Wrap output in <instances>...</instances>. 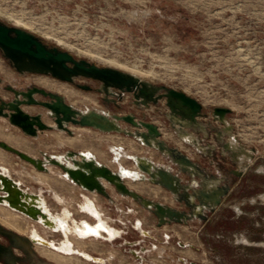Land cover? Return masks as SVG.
Returning <instances> with one entry per match:
<instances>
[{
    "label": "rangeland",
    "instance_id": "rangeland-1",
    "mask_svg": "<svg viewBox=\"0 0 264 264\" xmlns=\"http://www.w3.org/2000/svg\"><path fill=\"white\" fill-rule=\"evenodd\" d=\"M0 18L10 24L17 23L78 57L101 65L122 64L119 68L137 69L139 74H136L146 79L184 89L203 103L208 117L201 119L211 120L214 125L220 122L212 119L213 106L231 107L227 118L239 141L248 148H255L253 157L234 164L229 160V153L221 152L227 166L243 164L245 167L242 174L232 179V189L213 213L220 225L225 218H231L233 224L202 227L199 217L160 226L153 211L118 192L106 180L111 198L84 189L69 179L59 165L48 162L47 167L52 168L41 170L0 146V165H5L14 178L21 179L24 188L41 191L46 205L49 204L56 214L64 215L61 217L68 222L67 229L64 228L67 237L61 239L60 232L3 204L0 221L4 225L21 232L38 230L49 240L61 239L60 251L44 244L36 245L39 253L61 264H195L191 261L198 264H264V0H0ZM0 76L4 78L0 82V95L6 99L11 92L5 84L36 83L63 93L80 108L97 107L120 113L133 111L138 116L151 118L162 127L163 136L170 143L179 144L207 171L217 169L210 163L213 155L204 160L208 155L198 152L173 131L165 115L164 99L148 107H139L129 92L121 106L108 105L101 98L102 92L79 87L51 74H16L2 55ZM25 108L31 112L42 111L44 119L53 122L45 107L27 105ZM70 125L72 134L54 127L41 130L39 135H30L0 116V138L33 155L43 157L46 151L68 162H71L65 157L68 149L82 150L113 169H120L129 185L143 194L173 205L180 204L169 189L162 186L154 189L150 180L136 179L143 173L131 158L135 154L150 155L175 171L179 170L157 149L121 131ZM195 134L202 136V132ZM214 135L215 130L211 129L212 142L216 143L214 153H217L222 150ZM181 175L188 181L185 173ZM85 210L96 219L103 218L116 234L121 229L115 226L122 227V235L111 241L81 233L85 218H80L90 216ZM136 225L149 233H142ZM115 233H104V237L111 239ZM219 233H224L222 240H219ZM205 238L207 244L203 243ZM179 241L186 244L180 245ZM76 246L101 255L105 260L97 262L78 253H69Z\"/></svg>",
    "mask_w": 264,
    "mask_h": 264
},
{
    "label": "water",
    "instance_id": "water-1",
    "mask_svg": "<svg viewBox=\"0 0 264 264\" xmlns=\"http://www.w3.org/2000/svg\"><path fill=\"white\" fill-rule=\"evenodd\" d=\"M0 51L11 66L21 73L51 74L85 89L92 88L91 84L76 81L77 77L85 76L97 79L100 81V85L96 89L102 92L103 99L105 101L112 100L117 106L122 105L126 92L133 94V101L139 107H148L152 103L157 104L161 99H164L167 106L165 115L168 117L173 131L197 150L205 155H212L213 150L201 143V140L202 137L211 136V129H214V138L220 143L221 152L229 153L234 163L237 161L242 163L247 157L254 156L255 148L246 147L239 141L233 130V125L227 118V114L231 111L229 106H213L212 119L220 122V125H214L211 120L201 119L208 117L203 103L184 89L151 81L117 66L101 65L86 57H78L68 49L47 42L41 35L22 26L10 24L1 18ZM3 80L4 78L0 76V82ZM5 88L12 90L14 96L6 99L0 95V116L6 117L27 134L37 135L41 130L54 127L64 129L72 134L71 123L91 126L103 131H121L135 137L146 146L157 149L161 155L176 164L179 168L178 171H175L170 165L156 163L148 155L135 154V157H131L143 173L141 178L136 179L148 178L169 189L174 193L175 199L184 201L189 206L188 211L167 201L143 194L129 185L120 169H113L94 155L89 156L82 150L68 149L65 152V157L71 160L68 162L57 157V154L46 151H43V157L33 155L0 138V146L30 161L38 169L47 170L48 162L59 165L68 178L81 187L97 191L111 198L112 195L105 183L107 180L118 192L131 196L153 211L158 217L157 224L160 226L171 222H187L195 217H199L201 220L206 219L210 211H215L222 204L225 196L231 190L229 182L220 184L218 181L223 179L221 176L207 171L180 145L170 143L165 139L161 126L154 120L138 116L133 111L120 113L97 107L80 108L68 101L63 93L36 83L27 88H17L14 84L7 83ZM37 94L47 96L49 99L39 98ZM27 105L45 107L53 122H47L42 111H29L25 108ZM122 122L130 124L133 128L123 125ZM195 132H202V136L196 135ZM227 135L229 138L225 139ZM212 145V147H216V143ZM244 171L243 164L234 169L236 174H242ZM181 173L189 176L188 181H184ZM195 181L199 185L194 186ZM30 197H39V192L24 188L12 175L2 171L0 165V202L6 203L34 219H39L40 215L47 217L46 211L41 209L35 201H29ZM0 233L9 236L17 234L13 228L5 226L2 222H0ZM32 238L40 242L45 240L47 245L55 247L54 244H50L54 240L42 239V237L33 234ZM1 249L2 244L0 243V252ZM182 259L185 260L184 257ZM191 262L198 264L195 261Z\"/></svg>",
    "mask_w": 264,
    "mask_h": 264
},
{
    "label": "flooded vegetation",
    "instance_id": "flooded-vegetation-1",
    "mask_svg": "<svg viewBox=\"0 0 264 264\" xmlns=\"http://www.w3.org/2000/svg\"><path fill=\"white\" fill-rule=\"evenodd\" d=\"M0 55L1 54V51H0ZM3 57V55H2ZM4 61L8 64L9 61L8 59H6L5 57H3ZM11 65V64H10ZM11 68L13 69V71L16 73V74H20V75H23V73H21L19 70H17L15 67L11 66ZM24 73H28V72H24ZM76 81H79V82H85V83H89L91 84L92 88H90L89 90H97L96 87H98L100 85V81L97 80V79H94V78H90V77H85V76H80V77H77L76 78ZM15 85V84H14ZM30 84H26V85H15L17 88H27ZM5 86V85H4ZM9 90V89H8ZM98 91V90H97ZM11 92V95L10 97H8L7 99L9 98H12L14 96V92L12 90H10ZM129 92H126L125 94H127ZM38 95H41L43 99H49V97L47 96H43L42 94H37ZM101 98L104 102L108 103V105H114V106H117L114 101L112 100H109V101H105L103 99V95L101 94ZM162 128V127H161ZM204 142V143H203ZM201 143L203 144H206V147H209L210 149L213 150L212 152V155L213 157L211 158L210 160V163L211 164H215V166H217V169L213 172L219 176H221L223 179L222 180H219L218 182L220 184H223V183H227L229 182L231 184V189H232V179L236 178L238 175L240 174H236L234 172V169L236 167L234 166H227L226 165V158H224V156L221 154V151L220 152H217V153H214L216 150V147H212L213 145V142H212V137L209 136V137H206V138H203L202 137V140H201ZM177 144V143H176ZM183 149V148H182ZM185 150V149H183ZM197 150V149H196ZM218 150V149H217ZM186 151V150H185ZM198 152L202 153L201 151L198 150ZM189 153V152H188ZM190 154V153H189ZM204 155V153H202ZM211 155V156H212ZM193 157V156H192ZM203 157V156H202ZM194 158V157H193ZM204 160L206 158H209V155L208 157H203ZM229 160L234 164V162L232 161V158L230 157ZM212 172V171H210ZM186 175V174H185ZM188 176V175H187ZM189 177V176H188ZM225 178H229L227 180H225ZM197 179L201 180L199 177H197ZM199 184L196 183V181L194 182V186H197ZM85 189V188H84ZM88 190V189H86ZM91 191V190H90ZM173 197H174V193H172ZM82 199V198H81ZM81 201V200H80ZM80 201H79V206H80ZM180 204L179 205H176L180 208H184L186 209L187 211L190 209L189 206H187L185 204L184 201H178ZM64 204V203H63ZM64 206V205H63ZM220 206V205H219ZM218 206V208H219ZM63 208V207H62ZM62 210V209H61ZM59 210V211H61ZM86 211V210H85ZM216 211V210H215ZM215 211H210V214L208 215V217L206 219H202V227H213V225L215 224H219V226H225V225H231L233 224V221L231 220V218H225L223 219V223L222 225H220L221 223L217 222L216 221V218L213 217V213ZM56 212V211H54ZM72 214L74 213V211H72ZM88 212V211H86ZM104 212V211H103ZM88 214L90 215L89 217H81L80 219L82 218H85V219H88L89 221H93L95 222L96 221V218L95 216H93L92 214H90L88 212ZM155 214V213H154ZM27 215V214H26ZM28 217H30L29 215H27ZM156 218H157V221H158V217L157 215L155 214ZM77 218V217H76ZM196 218V217H195ZM194 219V218H193ZM189 220H192V219H189ZM188 220V221H189ZM187 221V222H188ZM1 222V221H0ZM111 222V221H110ZM172 223V222H171ZM112 224V223H111ZM113 226H115L114 224H112ZM7 226V225H5ZM8 227V226H7ZM116 228L118 229H121V232L119 234H116L114 237H112L111 239L106 237V239H109L111 241H113L115 238L119 237L122 235L124 229L122 227H119V226H115ZM136 227H138L136 225ZM12 228V227H10ZM139 228V227H138ZM145 229V228H144ZM15 230V229H14ZM54 230V229H53ZM139 230L141 231V229L139 228ZM146 230V229H145ZM16 235H13V236H9L7 234H4V233H0V243L2 244V249H1V254H0V264H61L49 257H47L46 255H43L42 253H39L38 249L36 248V245L37 244H40L42 242L40 241H37V240H34L32 238V233L31 232H21V231H17ZM58 232H60V234L62 235L61 239L64 238V235L62 233V231L59 229V230H56ZM142 232V231H141ZM143 233V232H142ZM218 237H219V240H222L224 236V233H219L218 234ZM105 238V237H103ZM60 239V240H61ZM60 240L56 241L57 243L60 244ZM182 242V243H181ZM180 245H185L186 243L183 242V241H179L178 242ZM205 244H207V238H205V242H203ZM50 247V246H49ZM53 248V247H52ZM197 249H200L199 247H196ZM55 249V248H54ZM58 250V249H56ZM60 251V250H59ZM63 252V251H62ZM182 259V258H181ZM184 260V259H182Z\"/></svg>",
    "mask_w": 264,
    "mask_h": 264
},
{
    "label": "bare ground",
    "instance_id": "bare-ground-1",
    "mask_svg": "<svg viewBox=\"0 0 264 264\" xmlns=\"http://www.w3.org/2000/svg\"><path fill=\"white\" fill-rule=\"evenodd\" d=\"M17 24V23H16ZM113 62V61H112ZM111 65H114V66H117V67H123V66H121V65H119V64H111ZM123 65H125V64H123ZM137 69H135V70H130V71H132V72H134V73H138L139 74V72H137L136 71ZM47 111V110H46ZM40 132V131H39ZM109 132V131H108ZM38 135H39V133H38ZM124 156V155H123ZM122 157V156H121ZM50 165V164H49ZM2 166V171H4L5 173H8V174H10V175H12L10 172H8L7 170H6V166L5 165H1ZM5 166V167H4ZM49 167V166H48ZM52 168V167H51ZM50 167H49V169H51ZM141 171V170H140ZM40 177V176H39ZM125 178V177H124ZM20 184H22V181H21V179H17V178H15ZM37 179H38V176H37ZM40 179V178H39ZM42 180V179H41ZM107 181V180H106ZM108 182V181H107ZM107 185V184H106ZM131 186V185H130ZM133 186V185H132ZM84 193V192H83ZM86 193V192H85ZM84 196V195H83ZM93 196V195H92ZM94 197V196H93ZM88 198V197H87ZM90 198H91V196H90ZM89 198V199H90ZM93 198H91V200H92ZM35 201L37 204H38V206H40L41 207V209H43L44 211H46V213H47V217H43L42 215H40L39 216V219H36V221L37 222H40V223H42L43 225H45V226H47V227H49V228H51V229H54V230H61L62 231V233H63V235L65 236V237H67V235H66V233H65V229H67V228H65V226L66 225H68L67 223V220H64L63 218V216L60 214V215H58V214H56V212H54L52 209H51V207L49 206V204L48 205H46V202H45V199H44V197H43V195H42V192L40 191L39 192V197H36V198H32V197H30L29 198V201ZM90 200V201H91ZM96 200V199H95ZM84 201V200H83ZM87 201V200H86ZM89 201V200H88ZM65 202H66V200H65ZM97 203V202H96ZM7 205L6 203H3V202H0V210L3 208V206L2 205ZM81 205H82V203H81ZM83 205H84V203H83ZM97 205V204H96ZM95 205V206H96ZM9 206V205H8ZM10 207V206H9ZM94 207V206H93ZM99 207V206H98ZM12 208V207H11ZM95 208V207H94ZM101 208V207H100ZM12 209H14V208H12ZM83 209V208H82ZM15 210H17V209H15ZM84 210V209H83ZM102 210V209H101ZM19 211V210H18ZM98 211H99V209H98ZM12 212H14V211H12ZM21 212V211H20ZM64 212V211H63ZM90 212V211H89ZM101 212V211H100ZM99 212V213H100ZM14 213H16L17 214V212H14ZM23 213V212H22ZM65 213V212H64ZM25 214V213H24ZM66 214V213H65ZM68 214V213H67ZM103 214V213H102ZM101 214V215H102ZM100 215V216H101ZM104 215V214H103ZM63 218H62V217ZM68 216V215H67ZM70 216V215H69ZM95 216V215H94ZM108 217V216H107ZM68 218H70V217H65V219H68ZM74 218V217H73ZM97 218V217H96ZM105 218V217H104ZM77 219V218H76ZM76 219H75V221H76ZM83 219V218H82ZM70 220V219H69ZM110 220V219H109ZM81 221V220H80ZM83 221V223H84V225L83 226H85L84 227V230H81V233H83V234H86V235H88V234H91V235H94V236H98V237H104L105 235H104V233H108V232H111V234H113V233H115V231L113 230V229H110V227H108L107 226V224L103 221V218H102V220L101 219H96V221H95V223L93 224V223H90V222H88V220L87 219H83L82 220ZM107 221V220H106ZM139 221V220H138ZM72 222V221H71ZM79 222V221H78ZM74 223H76V222H74ZM80 223H82V222H80ZM58 224H60V227L58 228L57 226H58ZM71 225L72 224H70L68 227H71ZM78 225V224H77ZM110 225V224H109ZM33 226V225H32ZM75 227H76V225H74ZM112 226V225H111ZM37 227V226H36ZM67 227V226H66ZM138 227H139V225H138ZM65 228V229H64ZM74 228V227H73ZM79 228H80V225H79ZM81 228H83L82 226H81ZM140 228V227H139ZM71 229V228H70ZM69 229V230H70ZM76 229V228H75ZM78 230V229H77ZM102 230V231H101ZM38 230H36V231H34V233H32L33 235H35V236H40V237H42V239H44V238H46L43 234H41V233H39V232H37ZM70 231H72V230H70ZM76 231V230H75ZM141 231L143 232V233H149V231L148 230H145V229H141ZM79 232V231H78ZM69 233V232H68ZM80 233V232H79ZM117 233V232H116ZM115 233V234H116ZM82 234V235H83ZM73 235V234H72ZM78 235V234H77ZM81 235V236H82ZM69 236H70V233H69ZM80 236V235H79ZM89 237V236H88ZM106 238V237H105ZM64 242V241H63ZM66 242V241H65ZM73 242V241H72ZM71 242V243H72ZM40 244H44V245H47V243L45 242V240H42V243H40ZM50 244H54L55 245V247H53V246H50V247H53V248H55V249H58V250H61V245L59 244V243H57L55 240L54 241H52ZM64 244H66V243H64ZM47 246H49V245H47ZM74 247H75V245H74ZM73 247V249H71V250H69V253H78V254H80L81 256H83L82 254H84L85 256H83V257H85L86 259H90V260H94V261H97V262H103L104 260H105V258L103 257V256H101V255H97V254H94V253H91V252H89V251H87V250H85V249H83V248H80V247H78V246H76V248H74ZM66 249H67V246H66ZM82 253V254H81ZM94 255H97V256H94Z\"/></svg>",
    "mask_w": 264,
    "mask_h": 264
},
{
    "label": "crops",
    "instance_id": "crops-1",
    "mask_svg": "<svg viewBox=\"0 0 264 264\" xmlns=\"http://www.w3.org/2000/svg\"><path fill=\"white\" fill-rule=\"evenodd\" d=\"M149 119H151V118H149ZM179 145V144H178ZM122 147V146H121ZM124 148V147H123ZM130 152V151H129ZM132 153V152H131ZM150 156V155H149ZM130 157V156H129ZM151 157V156H150ZM152 158V157H151ZM156 163H161L160 161H158V160H156V159H154V158H152ZM146 179H148V178H144V180H146ZM149 180V179H148ZM153 185H155L154 186V189H156L155 187H157V186H161L160 184H156V183H154V182H152V181H150ZM163 187V186H162ZM165 188V187H164ZM151 194V193H150ZM153 195V194H152ZM155 196V195H154Z\"/></svg>",
    "mask_w": 264,
    "mask_h": 264
}]
</instances>
